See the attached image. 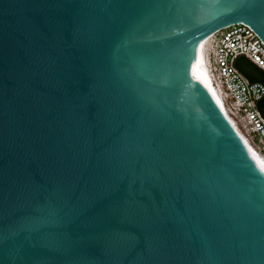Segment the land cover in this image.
Instances as JSON below:
<instances>
[{"label": "water", "instance_id": "1", "mask_svg": "<svg viewBox=\"0 0 264 264\" xmlns=\"http://www.w3.org/2000/svg\"><path fill=\"white\" fill-rule=\"evenodd\" d=\"M241 23L264 0H0V264H264V170L196 71Z\"/></svg>", "mask_w": 264, "mask_h": 264}, {"label": "built area", "instance_id": "2", "mask_svg": "<svg viewBox=\"0 0 264 264\" xmlns=\"http://www.w3.org/2000/svg\"><path fill=\"white\" fill-rule=\"evenodd\" d=\"M205 69L211 86L220 97L225 115L264 161V116L259 103L264 84L252 83L236 65L245 58L264 71V43L245 24L233 25L208 39Z\"/></svg>", "mask_w": 264, "mask_h": 264}, {"label": "bare ground", "instance_id": "3", "mask_svg": "<svg viewBox=\"0 0 264 264\" xmlns=\"http://www.w3.org/2000/svg\"><path fill=\"white\" fill-rule=\"evenodd\" d=\"M207 41H205L201 44V46H200L201 48H200L199 53H198V59H197V65H196L197 79L204 87L207 88L208 92L212 95V97L216 100V102L218 103L220 108L224 111L223 103H222L220 97L218 96V94L216 93L215 89L211 86V83H210L208 75H207V71H206L205 66H204V64H205L204 50H205V46L207 44ZM224 113H225V111H224ZM238 133L240 134V132H238ZM241 137L245 141L246 145L248 146L253 157L256 159L257 163L264 170V161L261 158V156L257 153V151L254 149V147H252L249 144V142L247 141V139L244 136L241 135Z\"/></svg>", "mask_w": 264, "mask_h": 264}]
</instances>
